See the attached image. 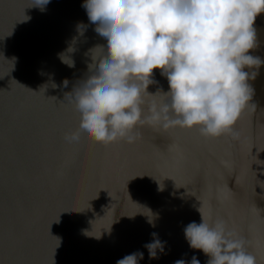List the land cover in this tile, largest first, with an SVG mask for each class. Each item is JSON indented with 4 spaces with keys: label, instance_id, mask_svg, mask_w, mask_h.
Here are the masks:
<instances>
[{
    "label": "water",
    "instance_id": "water-1",
    "mask_svg": "<svg viewBox=\"0 0 264 264\" xmlns=\"http://www.w3.org/2000/svg\"><path fill=\"white\" fill-rule=\"evenodd\" d=\"M33 3L0 0V264H116L133 253L138 264H207L184 233L201 214L264 264V13L249 50L258 61L245 68L251 99L230 131L145 123L135 142L105 145L65 139L80 123L73 89L106 51L84 0ZM152 78L150 93L168 91L160 70ZM143 99L144 115L167 100Z\"/></svg>",
    "mask_w": 264,
    "mask_h": 264
},
{
    "label": "clouds",
    "instance_id": "clouds-1",
    "mask_svg": "<svg viewBox=\"0 0 264 264\" xmlns=\"http://www.w3.org/2000/svg\"><path fill=\"white\" fill-rule=\"evenodd\" d=\"M47 3L34 0L33 6L43 10ZM82 7L104 41L95 48L106 51L98 61L92 57L94 72L73 89L80 123L65 135L69 143L81 133L105 145L119 139L133 143L134 129L145 123L165 129L198 126L205 137L232 129L251 99L245 68L258 61L249 50L264 0H84ZM154 70L167 78L168 91H148L156 83ZM157 93L166 102L153 100L144 115V95ZM184 233L191 248L209 256L207 264H255L243 241L226 234L223 221L210 225L201 214V222L189 223ZM152 245H147L150 257ZM138 257L143 254L126 255L116 264H138ZM190 264L200 261L193 256Z\"/></svg>",
    "mask_w": 264,
    "mask_h": 264
}]
</instances>
